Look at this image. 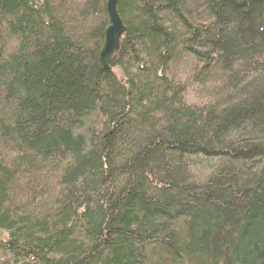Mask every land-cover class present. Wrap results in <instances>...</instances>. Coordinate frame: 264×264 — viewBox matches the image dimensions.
<instances>
[{
	"label": "trees",
	"instance_id": "obj_1",
	"mask_svg": "<svg viewBox=\"0 0 264 264\" xmlns=\"http://www.w3.org/2000/svg\"><path fill=\"white\" fill-rule=\"evenodd\" d=\"M106 2L0 0V264H264V0H117L109 71Z\"/></svg>",
	"mask_w": 264,
	"mask_h": 264
},
{
	"label": "water",
	"instance_id": "obj_2",
	"mask_svg": "<svg viewBox=\"0 0 264 264\" xmlns=\"http://www.w3.org/2000/svg\"><path fill=\"white\" fill-rule=\"evenodd\" d=\"M116 5L117 0H107L106 2L109 25L104 32L103 45L98 56L99 66L104 71L110 70V58L119 50L121 37L126 30Z\"/></svg>",
	"mask_w": 264,
	"mask_h": 264
},
{
	"label": "rangeland",
	"instance_id": "obj_3",
	"mask_svg": "<svg viewBox=\"0 0 264 264\" xmlns=\"http://www.w3.org/2000/svg\"><path fill=\"white\" fill-rule=\"evenodd\" d=\"M112 71L118 75L117 70L112 69ZM213 163H215L214 160H210V161L204 160L205 169L203 168L197 169V171L191 176V178L197 182H200V183L203 182V179L205 178V176L210 172L209 169L214 167L215 164Z\"/></svg>",
	"mask_w": 264,
	"mask_h": 264
}]
</instances>
